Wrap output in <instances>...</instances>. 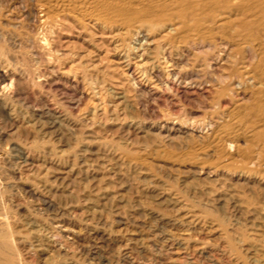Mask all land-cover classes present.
Listing matches in <instances>:
<instances>
[{
	"label": "rangeland",
	"instance_id": "1",
	"mask_svg": "<svg viewBox=\"0 0 264 264\" xmlns=\"http://www.w3.org/2000/svg\"><path fill=\"white\" fill-rule=\"evenodd\" d=\"M0 2V89L8 84L7 92H0V216L5 218L0 236L8 237L1 245L3 261L255 264L264 254V185L258 176L264 174V163L260 173L251 175L237 164L227 165V159L221 162L210 147L213 134L204 132L238 99L222 93L229 82L222 78L232 72L230 51L196 47L186 52L185 46L170 43L164 31L117 36L107 30L84 32L71 22L50 30L28 16L31 0ZM48 201L54 203L49 208ZM57 223L75 236L60 235ZM9 240L16 241L12 245Z\"/></svg>",
	"mask_w": 264,
	"mask_h": 264
},
{
	"label": "bare ground",
	"instance_id": "2",
	"mask_svg": "<svg viewBox=\"0 0 264 264\" xmlns=\"http://www.w3.org/2000/svg\"><path fill=\"white\" fill-rule=\"evenodd\" d=\"M1 1V0H0ZM33 3L32 9L29 11L28 16L34 17L38 23L44 26L55 27L68 24L71 22L76 25L80 30L87 32L89 29H97L103 31H115L117 36L130 35L132 32H138L145 30L153 33L156 31L166 32L165 38L170 43L183 45L188 49L199 48H221L226 51H230L229 60L232 66V72L227 78H222L226 82L228 79V85L222 91L223 94L227 92L231 93V96H235L237 101L229 107L225 115H219L221 117L216 118V121H211L205 126V131L211 132L212 144L214 154H219L220 161L222 158L227 159V165L237 164L242 172L255 175L257 169L264 163V0H31ZM0 7L2 4L0 2ZM28 10V9H27ZM2 11V10H0ZM5 14V13H4ZM7 15V14H6ZM1 16V15H0ZM3 18V17H2ZM7 18V17H6ZM8 19V18H7ZM11 20V19H10ZM7 21V20H6ZM13 22V21H12ZM18 23V22H17ZM8 24V23H7ZM19 24H15L14 27H18ZM13 26V25H12ZM2 28V26H1ZM12 28V27H11ZM33 28V27H31ZM74 28V27H73ZM6 29V28H5ZM18 29V28H17ZM55 29V28H54ZM14 30V29H13ZM45 32V31H44ZM80 33V32H79ZM158 33V32H157ZM70 34V33H69ZM140 34V33H139ZM113 35H116L115 33ZM7 37V36H6ZM126 37V36H125ZM4 38V37H3ZM119 38V37H118ZM16 40V39H15ZM116 40V39H115ZM18 41V40H17ZM117 41V40H116ZM126 41V40H125ZM154 41V40H153ZM6 42V41H5ZM50 42V41H49ZM7 43V42H6ZM41 43V42H40ZM125 43V42H124ZM165 43V42H164ZM123 44V41H122ZM166 44V43H165ZM52 45V44H51ZM182 46L179 48L181 49ZM145 49V48H144ZM172 49V48H171ZM184 49V48H183ZM182 49V50H183ZM207 49V50H208ZM119 50V49H118ZM168 50V49H167ZM170 50V48H169ZM202 50V49H201ZM206 50V49H204ZM166 51V50H165ZM176 51V50H175ZM200 51V50H199ZM178 52V51H177ZM180 52V51H179ZM197 52V51H196ZM218 52V51H217ZM69 53V52H68ZM169 53V52H168ZM172 53V52H171ZM191 53V52H190ZM199 53V52H197ZM221 53V52H220ZM176 54V53H175ZM184 54V53H183ZM188 54V53H187ZM31 55V54H30ZM174 55V54H173ZM178 55V54H176ZM190 55V54H189ZM194 55V53H193ZM223 55V54H222ZM162 56V55H161ZM166 56V55H165ZM172 56V55H171ZM196 55H194L195 57ZM215 56V55H214ZM213 56V57H214ZM220 56V55H219ZM164 57V56H163ZM180 57V56H179ZM177 56L176 58L179 59ZM191 57V56H190ZM212 57V58H213ZM217 57V56H216ZM168 58V57H167ZM170 58V57H169ZM175 58V59H176ZM183 58V57H182ZM185 58V57H184ZM183 58V59H184ZM188 58V57H187ZM211 56L209 57V59ZM182 59V60H183ZM215 59V58H214ZM222 59V58H221ZM220 59V60H221ZM187 60V59H186ZM191 60V59H190ZM194 60V59H192ZM218 60V59H217ZM161 61V60H160ZM216 61V60H214ZM170 62V61H169ZM172 62V61H171ZM190 62V61H189ZM197 60L195 61V63ZM210 64L212 61H209ZM167 63V62H166ZM177 63V62H176ZM179 63V62H178ZM184 63V62H183ZM188 63V62H187ZM175 64V62H174ZM181 64V63H180ZM191 64V62L189 63ZM188 64V65H189ZM194 64V63H192ZM197 64V63H196ZM218 64V62H217ZM172 65V63H171ZM177 65V64H176ZM187 65V66H188ZM200 65V64H199ZM213 65V64H211ZM209 65V66H211ZM216 65V64H215ZM230 66V65H228ZM163 67V66H162ZM190 67V66H189ZM195 67V65H194ZM204 68V67H203ZM214 68V66H213ZM229 68V67H228ZM189 69V68H188ZM191 69V67H190ZM205 69V68H204ZM207 69V68H206ZM205 69V70H206ZM216 69V68H215ZM214 69V70H215ZM192 70H194L192 68ZM201 70V69H199ZM213 70V69H211ZM174 71V70H173ZM187 71V70H184ZM198 71V70H197ZM69 72V71H68ZM180 72V71H179ZM193 72V71H192ZM191 72V73H192ZM196 72V71H195ZM194 72V73H195ZM203 72V71H202ZM201 72V73H202ZM187 73V72H186ZM188 73H190L188 71ZM197 73V72H196ZM198 73H200L198 71ZM205 73V72H204ZM217 73V72H216ZM229 73V71L227 72ZM169 74H171L169 72ZM168 74V75H169ZM184 74V73H183ZM192 75V74H190ZM196 75V74H195ZM201 75V74H200ZM199 75V76H200ZM173 76V75H171ZM170 76V77H171ZM185 76V75H184ZM193 76V75H192ZM209 76V75H207ZM206 76V78H207ZM168 77V76H167ZM175 77V76H174ZM176 77H178L176 75ZM182 77V76H181ZM191 77V76H190ZM48 78V77H47ZM185 78V77H184ZM199 78V77H198ZM203 78V77H202ZM211 78V77H209ZM219 78V77H218ZM193 79V78H191ZM197 79V78H196ZM201 78H199L200 80ZM205 79V76H204ZM180 80V79H179ZM183 80V79H182ZM198 80V82H199ZM202 80V79H201ZM227 80V81H228ZM174 81V79H173ZM168 82V80H167ZM179 82V81H178ZM201 82V81H200ZM186 83V81H184ZM203 83V82H202ZM168 84V83H167ZM173 84V83H172ZM181 84V83H180ZM187 84V83H186ZM194 84V83H193ZM192 84V85H193ZM197 84V83H196ZM195 84V85H196ZM208 84V83H207ZM67 85V84H66ZM204 85V84H202ZM11 86V85H10ZM9 86V88H10ZM175 86V85H174ZM190 86V85H189ZM211 86V84H210ZM209 86V87H210ZM199 87V86H198ZM197 87V88H198ZM203 87V86H202ZM207 87V86H206ZM8 84L4 82L1 87L2 94L7 92ZM154 88V87H153ZM157 88V87H156ZM171 88V87H170ZM169 88V89H170ZM176 88V87H175ZM174 88V89H175ZM178 88V87H177ZM187 88V87H186ZM186 88L184 90H186ZM190 88V87H189ZM214 88V87H213ZM211 89V88H210ZM220 89V90H221ZM140 90V89H139ZM152 90V88H151ZM177 90V89H176ZM189 90V89H188ZM203 90V88H202ZM192 91V90H191ZM199 91V90H198ZM207 91V90H206ZM205 91V92H206ZM213 91V90H212ZM215 91V90H214ZM152 92V91H151ZM155 92V91H154ZM179 92V91H178ZM182 92V91H181ZM179 92V93H181ZM189 92V91H188ZM186 90V93H188ZM209 92V91H208ZM10 93V92H9ZM8 93V94H9ZM166 93V92H164ZM184 93V92H183ZM193 93V91H192ZM203 93V92H202ZM215 93V92H214ZM218 93V92H217ZM191 93H188V96ZM211 94V93H210ZM210 94H208L210 96ZM216 94V93H215ZM214 94V95H215ZM220 94V93H219ZM6 95V94H5ZM146 95V94H145ZM185 95V93L183 94ZM192 95V94H191ZM195 95V93H193ZM200 95V94H199ZM205 96V95H204ZM206 96V97H209ZM211 96H213L211 94ZM226 96V95H224ZM228 96V95H227ZM13 97V96H12ZM210 98V97H209ZM225 98V97H224ZM229 98V97H228ZM206 99V98H205ZM226 99V98H225ZM224 99V101H225ZM228 100V99H227ZM236 100V99H235ZM223 101V102H224ZM195 102V101H194ZM227 102V101H226ZM232 102V100H231ZM225 104V103H224ZM228 104V103H227ZM226 104V105H227ZM195 105V104H194ZM198 105V104H197ZM229 105V104H228ZM223 108H226L227 106ZM61 113V112H60ZM173 114V113H172ZM218 114V113H217ZM221 114V113H219ZM224 114V113H223ZM211 116V115H210ZM199 117V116H198ZM53 118V116H52ZM57 118V117H56ZM159 118V117H158ZM162 118V116H161ZM164 119V118H163ZM214 119V118H213ZM55 120V119H54ZM53 120V121H54ZM61 120V119H60ZM194 120V119H193ZM58 121V120H57ZM65 121V120H64ZM63 121V122H64ZM186 121V120H185ZM61 122V121H60ZM194 122V121H193ZM205 122V121H204ZM57 123V122H56ZM168 123V122H167ZM176 123V122H175ZM181 123V122H180ZM197 123V122H196ZM169 124V123H168ZM191 124V123H190ZM200 124V123H199ZM198 124V125H199ZM174 125V124H173ZM165 126V125H164ZM167 126V125H166ZM182 126V125H181ZM180 126V128H181ZM188 126V125H187ZM193 126V125H192ZM195 126V125H194ZM202 126V125H201ZM163 128V127H162ZM202 128V127H200ZM171 129V128H170ZM177 129V128H176ZM189 129V128H188ZM192 129V128H191ZM196 129V128H195ZM194 129V130H195ZM164 130V129H161ZM167 130V129H166ZM169 130V129H168ZM171 131V130H170ZM169 131V132H170ZM187 131V130H186ZM200 131V130H199ZM180 132V130H179ZM183 132V131H182ZM97 133V132H96ZM171 133V132H170ZM185 133V132H183ZM192 133V132H191ZM208 133V132H207ZM128 134V133H127ZM187 134V133H186ZM190 134V133H189ZM188 134V135H189ZM200 134H203L200 132ZM206 134V133H205ZM88 135V134H87ZM91 135V134H90ZM96 135V134H95ZM98 135V134H97ZM123 135V134H121ZM167 138V133L165 134ZM170 135V134H169ZM168 135V136H169ZM174 135V134H173ZM194 134L190 135L193 136ZM208 135V134H207ZM211 135V134H210ZM93 136V135H92ZM128 136V135H127ZM135 136V135H134ZM201 136V135H200ZM129 137V136H128ZM158 137V136H157ZM164 137V136H163ZM197 137V136H196ZM202 137V136H201ZM176 137H169L168 139ZM206 138V137H205ZM105 139V138H104ZM125 139V138H124ZM177 139V138H176ZM209 139V138H208ZM91 140V139H90ZM110 140V139H109ZM167 140V139H166ZM178 140V139H177ZM199 140V139H198ZM206 140V139H205ZM210 140V139H209ZM176 141V140H175ZM186 141V140H185ZM202 141V140H201ZM95 142V141H94ZM123 142V141H121ZM207 142V141H206ZM171 143V142H170ZM200 143V142H199ZM204 144V143H203ZM202 144V145H203ZM206 144V143H205ZM209 144V145H210ZM144 145V144H142ZM172 145V144H171ZM169 145L168 147H170ZM182 145V144H181ZM191 145V144H190ZM201 145V144H200ZM145 146V145H144ZM86 147V146H85ZM174 147V146H173ZM202 147V146H200ZM206 146H204L205 148ZM190 148V147H189ZM203 150H206L204 149ZM177 149V148H176ZM189 150V149H188ZM194 150V149H193ZM192 150V151H193ZM104 151V150H102ZM179 151V150H178ZM187 151V150H186ZM185 151V152H186ZM197 151V150H196ZM201 151V149H200ZM208 151V150H206ZM211 151V150H210ZM203 152V151H202ZM106 153V152H105ZM183 153V152H182ZM190 153V152H189ZM201 153V152H200ZM166 154V153H165ZM188 154V153H187ZM193 154V153H192ZM192 154H189L190 156ZM206 154V153H205ZM209 154V153H208ZM95 155V154H94ZM189 155L187 157H189ZM211 155V153H210ZM184 156V155H183ZM182 156V157H183ZM214 156V155H213ZM121 157V156H120ZM185 157V156H184ZM204 157V156H203ZM209 157V156H208ZM212 157V155H211ZM210 157V158H211ZM222 157V158H221ZM122 158V157H121ZM196 158V157H194ZM205 159L207 157H204ZM217 158V156H216ZM183 159V158H182ZM193 159V158H192ZM203 159V158H202ZM213 159V158H212ZM142 160V159H141ZM170 160V159H169ZM173 160V159H172ZM209 160V158L207 159ZM206 160V161H207ZM214 160V159H213ZM212 160V162H213ZM110 161V160H109ZM112 161V160H111ZM146 161V160H143ZM142 161V162H143ZM196 161V160H195ZM198 161V158H197ZM204 160H202L203 162ZM113 162V161H112ZM201 162V161H200ZM205 162V161H204ZM215 162V161H214ZM213 162V163H214ZM219 162V161H217ZM215 162V163H217ZM222 162V161H221ZM146 162L142 164L144 166ZM189 163V162H188ZM199 162H197L198 164ZM207 163H211L207 161ZM206 163V164H207ZM214 163V164H215ZM107 164V163H106ZM141 164V163H140ZM175 164V163H174ZM192 164V162H191ZM201 164V163H200ZM204 166V163H202ZM147 164L148 169L150 168ZM173 165V163L171 164ZM219 165H221L219 163ZM224 165V164H223ZM233 165V166H234ZM181 166V165H180ZM206 166V165H205ZM210 166V165H209ZM213 166V165H212ZM236 166V165H235ZM263 166V165H262ZM118 167V166H117ZM146 167V168H147ZM154 167V166H153ZM181 167H184L183 165ZM197 167V165H196ZM207 167V166H206ZM218 167V166H217ZM224 167V166H223ZM222 167V170H223ZM226 167V166H225ZM238 167H234V170ZM178 168V166H177ZM186 168V167H185ZM188 168V167H187ZM199 168V167H198ZM201 168V167H200ZM213 168V167H212ZM221 168V167H218ZM233 168V167H232ZM262 168V167H261ZM264 168V167H263ZM161 169V168H160ZM179 169V168H178ZM181 169V168H180ZM183 169V168H182ZM216 169V167H215ZM228 169V168H225ZM224 169V171H225ZM15 170V169H14ZM150 170V169H149ZM152 170V169H151ZM187 170V169H186ZM196 170V169H194ZM198 170V169H197ZM201 170V169H200ZM210 170V169H209ZM218 170V169H216ZM239 170V169H238ZM167 171V170H166ZM189 171V168L188 170ZM191 171V170H190ZM189 171V172H190ZM233 171V170H232ZM231 171V172H232ZM168 172V171H167ZM166 172V173H167ZM196 172V171H195ZM199 172V171H197ZM204 172V171H202ZM209 174L210 171L207 170ZM214 172V171H212ZM219 172V171H218ZM223 172V171H222ZM238 172V171H237ZM260 173V171L258 170ZM257 172V173H258ZM170 173V172H169ZM187 173V172H186ZM206 173V172H205ZM224 173V172H223ZM228 173V172H227ZM233 173V172H232ZM264 173V172H263ZM230 174V173H228ZM246 174V175H247ZM208 175V174H206ZM245 176V174H244ZM259 180L264 185V174H259ZM168 177V176H167ZM207 177V176H206ZM230 177V175H229ZM228 177V178H229ZM176 178V177H175ZM225 178V177H222ZM241 178V176H240ZM174 179V178H173ZM247 179V178H246ZM254 179V178H252ZM257 179V178H256ZM206 180V179H205ZM228 180V179H227ZM240 180V179H239ZM244 180V179H243ZM255 180V179H254ZM208 181V180H207ZM210 181V180H209ZM208 181V182H209ZM173 182V181H172ZM191 182V181H190ZM189 182V183H190ZM247 182V181H246ZM249 182V181H248ZM247 182V183H248ZM253 182V181H252ZM259 182V181H258ZM210 183V182H209ZM213 183V182H212ZM243 184L245 182H242ZM241 183V184H242ZM214 184V183H213ZM246 184V183H245ZM259 184V183H258ZM188 185V183H187ZM190 185V184H189ZM202 185V184H201ZM204 185V184H203ZM224 185V184H222ZM221 185V186H222ZM238 185V184H237ZM253 185V184H252ZM184 186V185H183ZM219 186V185H218ZM219 186V187H221ZM234 186V185H233ZM246 186V185H245ZM256 184V189H257ZM186 187V186H185ZM195 187V186H194ZM203 187V186H202ZM217 187V186H215ZM231 186H229L228 189ZM241 187V186H240ZM247 187L250 188L248 185ZM246 187V188H247ZM218 188V187H217ZM224 188V186H223ZM226 188V187H225ZM255 188V187H254ZM259 188V187H258ZM261 188V187H260ZM215 189V188H214ZM222 189V188H221ZM238 189V188H237ZM252 189V188H251ZM263 189V188H262ZM186 190V189H185ZM203 190V189H202ZM233 190V188H232ZM242 190V189H241ZM253 190V189H252ZM261 190V189H259ZM34 191V190H33ZM229 191V190H228ZM234 191V190H233ZM249 191H251L249 189ZM262 191V190H261ZM264 191V190H263ZM29 192V191H28ZM194 192V191H193ZM210 191L207 193L209 194ZM220 192V189H219ZM232 192V191H231ZM244 192V191H242ZM252 192V191H251ZM257 192H259L257 190ZM256 192V193H257ZM188 193V192H187ZM218 193V192H217ZM237 193V192H236ZM239 193V192H238ZM225 194V193H223ZM227 194H230L227 192ZM235 193H232L234 195ZM242 194V193H241ZM244 194H246L244 192ZM251 194V193H249ZM253 194V193H252ZM260 194V193H258ZM263 194V192H262ZM184 195V194H183ZM215 195V193H213ZM220 195V194H219ZM198 196V195H197ZM224 196V195H222ZM254 197V195H252ZM202 197V196H201ZM214 197V196H213ZM216 197V196H215ZM246 197L247 194H246ZM251 197V198H253ZM256 197V196H255ZM253 200L256 201V198ZM258 197V196H257ZM174 198V197H173ZM177 198V197H176ZM191 198V197H190ZM193 198V196H192ZM227 198V197H226ZM236 197H234L235 199ZM242 198V197H241ZM249 198V197H248ZM202 199V198H201ZM221 199V196L220 198ZM218 199V200H219ZM223 201L229 202L227 199L222 198ZM237 199V198H236ZM245 199V198H244ZM217 200V198L215 199ZM240 200V199H237ZM11 201V200H10ZM44 201V200H43ZM46 201V199H45ZM44 201V202H45ZM221 201V200H220ZM231 201V200H230ZM245 201V200H244ZM263 201V200H262ZM232 202V201H231ZM248 202V201H246ZM254 202V201H253ZM257 202V201H256ZM53 203V202H51ZM46 202V206L49 208L51 204ZM221 203V202H220ZM223 203V202H222ZM206 204V203H205ZM240 204V203H237ZM45 205V204H44ZM220 205V204H217ZM227 205V204H225ZM231 205V204H229ZM253 205V204H252ZM262 205V204H261ZM224 206V205H222ZM221 206V207H222ZM233 206V204H232ZM230 206V207H232ZM248 205H245V207ZM255 206V204H254ZM257 206V205H256ZM182 207V206H181ZM226 207V206H225ZM228 207V206H227ZM241 207V206H240ZM249 207V206H248ZM252 207V206H251ZM259 207V206H258ZM57 208V207H56ZM238 208V207H237ZM250 208V207H249ZM249 208L247 209L249 211ZM257 208V207H256ZM3 209V208H2ZM221 209V208H220ZM242 209V208H241ZM245 209V208H243ZM264 209V208H263ZM262 209V210H263ZM53 210V209H52ZM51 210V211H52ZM179 210V209H178ZM235 210V208H234ZM233 210V211H234ZM251 210V209H250ZM1 211V210H0ZM58 211V210H57ZM56 211V212H57ZM212 211V210H211ZM227 211V210H225ZM231 211V210H230ZM257 211V210H256ZM3 212V211H1ZM242 212V211H241ZM247 212V211H246ZM254 212V211H253ZM258 212V211H257ZM264 212V211H263ZM176 213V212H175ZM213 213V212H212ZM251 213V212H250ZM2 214V213H1ZM57 214V213H56ZM151 214V213H149ZM153 214V212H152ZM217 214V213H216ZM240 214V213H238ZM249 214V212H248ZM252 214V213H251ZM256 214V213H255ZM255 214H253L255 216ZM66 215V214H65ZM158 215V214H155ZM166 215V214H165ZM3 216V215H2ZM6 216V215H5ZM8 216V215H7ZM249 216V215H248ZM4 217V216H3ZM157 217V216H155ZM61 217H59L60 219ZM145 218V217H144ZM152 218V217H151ZM154 218V217H153ZM165 218V216H164ZM171 218V217H170ZM216 218V217H214ZM5 219V218H4ZM3 218L0 216V226L4 223ZM7 219V217H6ZM13 219V218H12ZM181 219V218H180ZM179 219V220H180ZM219 219V218H218ZM251 219V218H250ZM253 219V218H252ZM259 219V217H258ZM262 219V217H261ZM56 220V219H55ZM157 220L162 221V217H157ZM166 220V219H164ZM177 220V219H175ZM58 221V220H57ZM167 221V220H166ZM171 221V220H170ZM169 221V223H170ZM198 221V220H197ZM222 221V220H221ZM227 221V220H226ZM254 221V220H252ZM262 221V220H258ZM9 222V220H8ZM62 222V221H60ZM118 222V221H117ZM158 222V221H157ZM190 222V221H187ZM7 223V221H6ZM56 223V222H55ZM160 223V222H158ZM166 223V222H165ZM172 223V222H171ZM184 223V222H176ZM174 222V224H176ZM225 223V222H224ZM243 223V222H242ZM33 224V223H32ZM66 224V223H65ZM163 224V223H162ZM189 224V223H188ZM251 224V223H250ZM4 225V224H3ZM6 225V224H5ZM57 232L64 236H75V232L65 227L64 225L57 223ZM183 225V224H182ZM225 225V224H224ZM227 225V224H226ZM39 226V225H38ZM67 226V225H66ZM163 226V225H162ZM180 226V225H179ZM191 226V225H190ZM193 226V224H192ZM251 226V225H250ZM263 226V225H262ZM34 227V226H33ZM42 227V225H41ZM198 228V227H197ZM260 228V227H258ZM6 229V228H5ZM188 229V228H187ZM263 230V228L261 227ZM3 230V229H2ZM1 230V231H2ZM199 230V229H198ZM212 230V229H211ZM236 230V229H235ZM257 230V229H256ZM5 232V230H3ZM2 231V232H3ZM76 231V230H75ZM225 231V229H224ZM258 231V230H257ZM264 231V230H263ZM42 232V231H41ZM78 232V231H77ZM149 232V231H148ZM260 232V231H259ZM83 233V232H82ZM54 234H57L54 232ZM79 234V233H77ZM165 234V233H164ZM232 234H234L232 232ZM253 234H257L256 232ZM47 235V234H46ZM243 235V234H242ZM252 235V234H251ZM264 235V234H263ZM262 235V237H264ZM45 236V235H43ZM54 236V235H53ZM57 236V235H55ZM63 236V237H64ZM82 236V235H81ZM169 236V235H168ZM245 236V234H244ZM242 236V237H244ZM250 236V234H249ZM253 236V235H252ZM257 236V235H256ZM49 237V236H48ZM157 237V236H156ZM232 237V236H231ZM235 237V236H234ZM233 237V238H234ZM247 237V235H246ZM7 236H0V250L1 245L7 244ZM54 238V237H52ZM177 238V237H176ZM250 238V237H249ZM252 238V237H251ZM17 239V238H16ZM36 239V238H35ZM171 239V238H170ZM169 239V240H170ZM13 240V239H12ZM12 240H9L12 241ZM21 240V239H20ZM39 240V239H38ZM45 240V239H44ZM50 240V239H48ZM54 240V239H53ZM146 240V239H145ZM151 240V239H150ZM187 240V239H186ZM239 240V239H238ZM261 240H264L263 238ZM16 241V240H15ZM14 241V242H15ZM36 241V240H35ZM51 241V240H50ZM66 241V240H65ZM178 241V240H176ZM234 241V240H233ZM236 241V238H235ZM258 241V240H257ZM13 242V241H12ZM10 242L12 245L13 243ZM25 242V241H24ZM23 242V243H24ZM32 242V241H31ZM172 242V241H171ZM174 242V241H173ZM181 242V241H180ZM232 242V241H231ZM249 242V241H248ZM246 242V243H248ZM39 243V242H38ZM161 243V242H160ZM175 243V242H174ZM179 243V242H178ZM182 243V242H181ZM180 243V246H181ZM244 243V242H243ZM260 243V240L259 242ZM30 244V243H29ZM67 244V243H66ZM143 244V243H142ZM177 244V243H176ZM229 244V243H228ZM263 244V243H262ZM34 245V244H33ZM46 245V244H45ZM162 245V244H161ZM238 245V244H237ZM235 245V247H237ZM260 245V244H259ZM29 246V245H28ZM32 246V245H31ZM58 246V245H57ZM179 246V245H178ZM239 246V245H238ZM242 247V245H240ZM245 246V245H244ZM9 247V246H8ZM35 247V246H34ZM37 247V246H36ZM39 247V246H38ZM37 247V248H38ZM41 247V246H40ZM54 247V246H53ZM72 247V246H71ZM255 247V246H254ZM89 248V247H88ZM197 248V247H196ZM200 248V247H199ZM239 248V247H237ZM258 248V247H257ZM261 248V247H260ZM157 249V247H156ZM179 249V248H178ZM194 249V248H193ZM252 249V248H251ZM255 248L252 250L254 251ZM262 249V248H261ZM31 250V249H29ZM60 250V249H59ZM66 250V249H65ZM197 250V249H196ZM195 250V252H196ZM3 251V248H2ZM8 251V250H7ZM6 251V252H7ZM160 251V250H159ZM158 251V252H159ZM170 251V250H169ZM213 251V250H212ZM215 251V250H214ZM243 251V250H242ZM250 251V250H249ZM257 251V250H256ZM263 251V250H261ZM12 253L11 251H9ZM30 252V251H29ZM32 252V251H31ZM37 252V251H34ZM43 252V251H42ZM128 252V251H127ZM194 252V253H195ZM201 252V251H200ZM203 251L201 254H207ZM241 252V250H240ZM248 252V250H247ZM5 253V251H4ZM8 253V252H7ZM39 253V251H38ZM160 253V252H159ZM167 253V252H164ZM174 253H178L177 250ZM199 253V252H198ZM213 253V252H212ZM249 253V252H248ZM257 252L254 253V255ZM13 254H15L13 252ZM41 254V253H40ZM45 254V253H44ZM126 254V252L124 253ZM161 254V253H160ZM163 254V253H162ZM161 254V255H162ZM211 254V252L209 253ZM208 254V256H210ZM222 254V253H221ZM253 254V253H252ZM3 255V254H2ZM9 255V254H8ZM31 255V254H30ZM33 255H35L33 253ZM61 255V254H60ZM168 255V254H167ZM170 255V253H169ZM194 255V254H193ZM198 255V254H197ZM247 255V254H246ZM251 255V254H250ZM158 256V255H157ZM160 256V255H159ZM191 256V255H190ZM199 256V255H198ZM204 256V255H203ZM207 257V255H205ZM214 256V255H211ZM210 256V257H211ZM219 256V255H218ZM259 256V255H257ZM9 257V256H8ZM14 257V256H13ZM16 257V256H15ZM125 257V256H124ZM122 257V258H124ZM128 257V256H127ZM161 257V256H160ZM164 257V254H163ZM167 257V256H166ZM170 257V256H168ZM192 257V256H191ZM190 257V258H191ZM197 257V256H195ZM202 257V255H201ZM206 257H204L206 259ZM217 257V256H216ZM215 259L218 258L217 257ZM4 256L0 255V263L16 264L14 260L10 262L3 261ZM22 258V257H21ZM20 258V259H21ZM174 258V257H173ZM209 257H207L208 259ZM214 258V257H213ZM240 258V257H239ZM100 259V258H99ZM109 259V258H108ZM189 259V256L188 258ZM193 259V258H192ZM198 259V258H197ZM212 259V258H209ZM245 259V258H244ZM247 259V258H246ZM253 259V257H252ZM250 258V260H252ZM255 259V258H254ZM253 259V260H254ZM83 260V259H82ZM106 260V259H105ZM154 260V259H153ZM172 261V259H170ZM176 260V259H174ZM238 260V259H237ZM241 260V258H240ZM249 260V259H248ZM156 261V260H154ZM193 261V260H192ZM199 261V260H198ZM201 261V260H200ZM199 261V262H200ZM246 261V260H245ZM134 262V261H133ZM131 262V263H133ZM169 262V261H168ZM175 262V261H174ZM177 262V261H176ZM183 262V261H182ZM187 262V261H186ZM248 262V261H247ZM257 264H264V254L261 257L255 259ZM23 263V261H22ZM140 263V262H139ZM180 263V261L178 262ZM185 263V262H184ZM190 264L192 262H189ZM195 263V260L193 261ZM197 263V262H196ZM204 263V262H203ZM202 263V264H203ZM212 263V262H211ZM246 263V262H245ZM255 263V264H256ZM173 264V263H172ZM183 264V263H182ZM217 264V263H215ZM219 264V263H218ZM247 264V263H246Z\"/></svg>",
	"mask_w": 264,
	"mask_h": 264
}]
</instances>
